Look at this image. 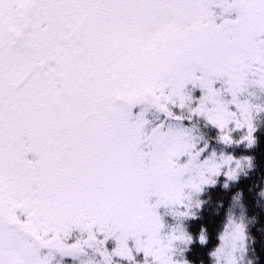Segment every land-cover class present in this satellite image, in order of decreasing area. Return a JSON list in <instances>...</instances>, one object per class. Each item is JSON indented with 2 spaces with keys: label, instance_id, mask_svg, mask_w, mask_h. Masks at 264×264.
<instances>
[{
  "label": "snow or ice",
  "instance_id": "6c2138e0",
  "mask_svg": "<svg viewBox=\"0 0 264 264\" xmlns=\"http://www.w3.org/2000/svg\"><path fill=\"white\" fill-rule=\"evenodd\" d=\"M0 264H264V0H0Z\"/></svg>",
  "mask_w": 264,
  "mask_h": 264
},
{
  "label": "trees",
  "instance_id": "16d2710c",
  "mask_svg": "<svg viewBox=\"0 0 264 264\" xmlns=\"http://www.w3.org/2000/svg\"><path fill=\"white\" fill-rule=\"evenodd\" d=\"M260 154H261V153L258 152V155H260ZM259 178H260V173L257 172V174H256V179H257V181H259ZM221 226H222L221 223H220L219 221H217V222L213 225V231L215 232V231L218 230ZM259 229H260V225L257 224L256 227H255V229H254V231H255V235H256V238H257L258 241H259L260 238H261V237H260Z\"/></svg>",
  "mask_w": 264,
  "mask_h": 264
}]
</instances>
